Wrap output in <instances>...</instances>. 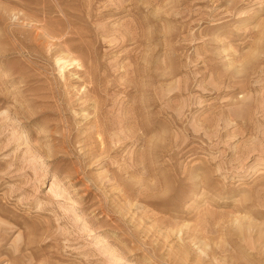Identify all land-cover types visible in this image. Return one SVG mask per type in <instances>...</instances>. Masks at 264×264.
Segmentation results:
<instances>
[{"label": "rangeland", "instance_id": "374dc122", "mask_svg": "<svg viewBox=\"0 0 264 264\" xmlns=\"http://www.w3.org/2000/svg\"><path fill=\"white\" fill-rule=\"evenodd\" d=\"M252 260L264 0H0V264Z\"/></svg>", "mask_w": 264, "mask_h": 264}, {"label": "bare ground", "instance_id": "6f19581e", "mask_svg": "<svg viewBox=\"0 0 264 264\" xmlns=\"http://www.w3.org/2000/svg\"><path fill=\"white\" fill-rule=\"evenodd\" d=\"M114 39V38H113ZM63 58L62 57H60L59 58V60H58V63H59V69H60V71L63 73L64 72V69H65V67H66V65H67V62H61V60H62ZM68 60V59H67ZM76 60V59H75ZM99 127V126H98ZM245 231V230H244ZM244 235V234H243ZM244 253V252H243ZM257 255V254H256ZM251 262V264H256L257 262H255L254 260H252V261H250ZM258 264V263H257Z\"/></svg>", "mask_w": 264, "mask_h": 264}]
</instances>
